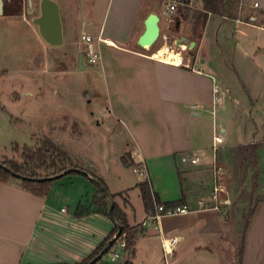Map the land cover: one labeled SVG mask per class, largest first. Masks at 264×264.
Here are the masks:
<instances>
[{
	"label": "crops",
	"instance_id": "crops-1",
	"mask_svg": "<svg viewBox=\"0 0 264 264\" xmlns=\"http://www.w3.org/2000/svg\"><path fill=\"white\" fill-rule=\"evenodd\" d=\"M20 1V15H7L5 8L0 28L19 21L41 38L33 20L22 14L25 1ZM170 1H57L63 45L67 40L72 53L79 56L85 47L82 40L79 48L73 42L78 27L81 37H101L108 44H93L102 58L94 66L99 77L83 86L84 96L49 97L69 113L64 135L75 137L71 145H55L116 195L114 203L136 231L127 264H238L243 231L220 209L204 208L190 183L194 172L215 169L224 147L262 144L259 150L264 152V0H246L237 7L235 0H228L234 8L226 16L207 18L201 15L202 0H189L174 14L168 12ZM151 14L160 18L161 35L173 40L177 52L196 70L147 55L139 39ZM192 42L195 47L187 51ZM194 51L195 58L190 56ZM19 58L14 62L29 57ZM11 70L3 71L7 77L13 72L29 75L33 66L24 62ZM215 88L222 93L216 95ZM25 94L33 97L28 88ZM230 115L234 123L226 139ZM218 135L223 144L215 151ZM226 140L233 143L224 146ZM124 157L130 164L123 163ZM138 167L146 168V177L134 172ZM259 169L264 182L261 159ZM147 180L162 204L184 199L190 212L154 218L138 187ZM96 190L82 175L54 181L44 197L27 191L17 179L0 181V264H80L90 257L115 228L110 218L92 212ZM260 194L263 199L256 203L247 228L241 264H264V188ZM80 205L89 211L83 217L76 216ZM171 240L166 253L164 244Z\"/></svg>",
	"mask_w": 264,
	"mask_h": 264
},
{
	"label": "rangeland",
	"instance_id": "rangeland-1",
	"mask_svg": "<svg viewBox=\"0 0 264 264\" xmlns=\"http://www.w3.org/2000/svg\"><path fill=\"white\" fill-rule=\"evenodd\" d=\"M24 1L25 11L22 14L32 23L34 16L28 15V1ZM39 1L35 0V3ZM21 2L13 0L12 4L6 7L7 15L13 12V15H20ZM8 25L0 28V161L12 160L24 165L27 153L38 148L49 150V141L64 146L72 144L74 135L70 137L64 135L66 126L70 123L69 118L65 119L69 113L55 101H50L49 97L74 100L81 95L84 96L86 91H82L83 86H89L94 82L96 77H99V72L97 67L88 65L86 60L83 62L86 69L82 70L80 65H77L78 54L72 53V47L66 45L67 40L62 47H49L42 38L33 36L30 29L19 21H9ZM81 33L82 30L78 27L73 34L76 48L82 43ZM93 39L95 43L97 37ZM164 45H168L170 51H177L174 41L169 40L166 43L161 35L158 42L148 49L147 55L152 57L153 54L160 52ZM84 51L85 47L79 49L81 53ZM22 55L29 57L28 61L24 62L28 67L33 66L32 72H29V75L13 72L7 77L3 70L12 71L11 68L15 66L17 68L24 66L23 61L14 62V58L20 59ZM190 56L195 58L196 51L190 53ZM198 60L200 61L199 56ZM27 88L33 93V97L25 96ZM233 123V116H228V133L224 135L226 139ZM212 135V132L208 134L209 141ZM232 143L226 140L224 146ZM257 158L258 167L261 159L264 168V152L258 150ZM37 159L38 157L34 158L35 161ZM27 165L26 169L34 167V164ZM49 166L51 160L47 167ZM54 170L52 168V172ZM257 170L247 155L244 159L239 156L237 147H224L218 151L215 169L194 172L190 184L195 196H200L209 207L218 205L229 221L232 220L236 226L239 225L242 233L245 219L249 217L251 209L263 199L260 191L262 192L264 188V182L260 169L258 180L254 178ZM31 172L32 169L28 173ZM39 173L47 174L45 168ZM3 180L1 176L0 181ZM257 182L258 187H255ZM216 187L219 188V192L215 201L213 192ZM236 241L240 242L238 233ZM103 264L113 263L105 256Z\"/></svg>",
	"mask_w": 264,
	"mask_h": 264
},
{
	"label": "trees",
	"instance_id": "trees-1",
	"mask_svg": "<svg viewBox=\"0 0 264 264\" xmlns=\"http://www.w3.org/2000/svg\"><path fill=\"white\" fill-rule=\"evenodd\" d=\"M204 4V11L202 12V16L204 18H207L209 15L214 16H226L228 14L229 9L232 7V4H228V0H202ZM241 0H235L234 7L239 6ZM232 7V8H234ZM49 150H45L42 148H38L37 150H34L33 152L27 153L25 155V163L24 165L19 164L16 161H0V177L2 176L4 178L3 181H8L11 178L17 179L21 181L22 186L27 191L31 192L34 195L44 197L48 194L51 184L59 180V176L63 173L78 169L83 170L79 166L75 165L71 158L62 150H60L52 141H49ZM262 147V144H252V145H242L238 146V154L241 156L242 159L245 158V155L249 157L253 161V165L255 169H258V158H257V151ZM38 157V159L35 161L34 158ZM51 160V166L47 167L48 162ZM123 163L130 164V162L127 160V158H122ZM31 164H34V167L28 168L29 170L32 169L31 173H28L29 170L26 169ZM59 167V168H56ZM43 168L46 169L47 174H40L39 172L43 170ZM52 168H54V172H52ZM67 175H82L85 176L79 172H71ZM65 175V176H67ZM91 178L85 176L88 178L91 183L96 187V194L93 199V210L92 212H99L103 215L109 216V208H110V200L105 194V192L102 189V186H104L107 191L109 192L106 184L103 182V180L99 179L93 174H90ZM254 178L258 180V170L256 171V174L254 175ZM94 180H97L98 183H96ZM141 197L143 199V203L145 206V209L147 211H152L153 213H156V210L159 206H165L166 208H177L184 206V199L175 202V203H169V204H162L159 200L157 194L153 192L151 183L147 180L144 183H141L138 185ZM255 187H258V182L256 183ZM110 198L115 199L116 195H113L109 192ZM255 211V206L251 209L250 215L248 218L245 219V225L243 228V234H242V241H241V250H240V260L238 264H241L242 254H243V248H244V240H245V234L247 231V228L252 220L253 214ZM89 211L83 208L82 205H80L77 209L76 216L77 217H83L86 214H88ZM114 217L122 227L123 232L122 234L117 237L118 240H123L126 242L127 250L134 254V248H135V237H136V231L131 228L127 222L126 215L120 210L118 205L114 203ZM118 228L115 226L112 235L86 260L81 262L80 264H91L105 249L107 251L111 249L115 244L116 240H114V236H117ZM101 260L96 262L95 264H98Z\"/></svg>",
	"mask_w": 264,
	"mask_h": 264
},
{
	"label": "water",
	"instance_id": "water-1",
	"mask_svg": "<svg viewBox=\"0 0 264 264\" xmlns=\"http://www.w3.org/2000/svg\"><path fill=\"white\" fill-rule=\"evenodd\" d=\"M8 0H0V15L5 13V6ZM29 16H34L33 24L37 26L41 38L51 47H60L64 42V32L63 24L61 19L60 6L56 0H40L35 3V0H28V10ZM146 31L139 39V45L144 49H151L160 39L161 28H160V18L156 14H151L146 20ZM180 20L177 21V29H179ZM195 47V42H192L189 46L190 50ZM80 67L83 68V57L80 58ZM79 172L89 178L91 176L85 170L73 169L69 170L59 178L64 177L68 173ZM92 179V178H91ZM96 183L97 180H94ZM103 191L110 200L109 216L114 225L118 228L117 237H119L123 232V227L117 223L114 217V200L110 198V194L107 189L102 186ZM107 249H105L91 264H95L99 260H102L106 255ZM131 252L128 251L122 264H127L131 261Z\"/></svg>",
	"mask_w": 264,
	"mask_h": 264
},
{
	"label": "built area",
	"instance_id": "built-area-1",
	"mask_svg": "<svg viewBox=\"0 0 264 264\" xmlns=\"http://www.w3.org/2000/svg\"><path fill=\"white\" fill-rule=\"evenodd\" d=\"M246 0H241L240 1V6H242L245 3ZM188 2L189 0H171L169 3V7H168V12L169 14H174L176 12L179 11L180 7H187L188 6ZM255 8H259V4L255 3L254 4ZM163 39L166 43H168L169 38L166 35H163ZM82 42L85 44V51H84V56H85V60L87 62L88 65L90 66H97L100 62H101V55L99 54V52L95 49L94 47V39L93 37L90 36H86L83 35L81 37ZM99 43H105L108 44L107 41H105L104 39H102L101 37H99L98 39ZM175 48L177 49V45L175 44ZM187 51H191L189 48H187ZM176 54H179V52L176 51ZM180 55V54H179ZM180 64L179 66H183L192 70H196L194 67H191L189 63H186L185 60L183 59V57L180 55ZM158 60V59H155ZM161 61V60H158ZM214 93L216 95H219L222 93L220 88H215ZM217 102H219V99L217 100ZM223 144V138L218 135L215 138V151L219 149V146H221ZM193 164L197 163V160H193L192 162ZM134 172L136 174H138L140 177H146L147 176V170L145 167H138V168H134ZM219 192V188H215V191L213 192V199L216 201L218 199V194ZM200 204L204 207V208H211L206 204L205 200H201ZM212 208L219 210V206L215 205L212 206ZM190 212V210L188 209L187 206H181V207H177V208H166L165 206H159L156 210V214L154 215V218H159L161 216H174V215H185L188 214ZM114 240H116V244L107 251L105 256L109 257V260L111 262H116L118 260H124L128 250H127V246H126V242L123 240H118L117 236H114L113 238ZM174 240H171L168 244L165 243L164 244V250L166 251V253H170V247L173 245ZM104 256V257H105ZM103 257V258H104Z\"/></svg>",
	"mask_w": 264,
	"mask_h": 264
},
{
	"label": "bare ground",
	"instance_id": "bare-ground-1",
	"mask_svg": "<svg viewBox=\"0 0 264 264\" xmlns=\"http://www.w3.org/2000/svg\"><path fill=\"white\" fill-rule=\"evenodd\" d=\"M154 59L161 60L163 62L172 64V65H179L180 64V55L176 54L175 51H170L168 47H164L163 50L153 55Z\"/></svg>",
	"mask_w": 264,
	"mask_h": 264
},
{
	"label": "flooded vegetation",
	"instance_id": "flooded-vegetation-1",
	"mask_svg": "<svg viewBox=\"0 0 264 264\" xmlns=\"http://www.w3.org/2000/svg\"><path fill=\"white\" fill-rule=\"evenodd\" d=\"M81 56L83 57V62L85 60L84 54L83 53H80V55L78 56V66L80 65L79 61H80Z\"/></svg>",
	"mask_w": 264,
	"mask_h": 264
}]
</instances>
